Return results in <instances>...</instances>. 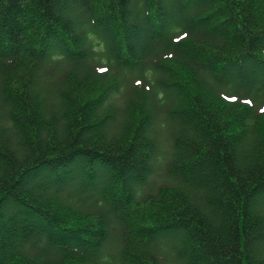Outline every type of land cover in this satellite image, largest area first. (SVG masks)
<instances>
[{
    "label": "trees",
    "instance_id": "obj_1",
    "mask_svg": "<svg viewBox=\"0 0 264 264\" xmlns=\"http://www.w3.org/2000/svg\"><path fill=\"white\" fill-rule=\"evenodd\" d=\"M0 264H264V0H0Z\"/></svg>",
    "mask_w": 264,
    "mask_h": 264
},
{
    "label": "rangeland",
    "instance_id": "obj_2",
    "mask_svg": "<svg viewBox=\"0 0 264 264\" xmlns=\"http://www.w3.org/2000/svg\"><path fill=\"white\" fill-rule=\"evenodd\" d=\"M160 137H161L162 139H164V138L167 137V135H166V134H161Z\"/></svg>",
    "mask_w": 264,
    "mask_h": 264
}]
</instances>
